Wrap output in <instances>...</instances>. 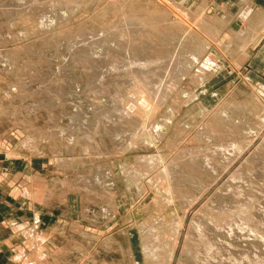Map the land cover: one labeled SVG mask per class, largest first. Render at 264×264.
Returning <instances> with one entry per match:
<instances>
[{
    "label": "rangeland",
    "instance_id": "rangeland-1",
    "mask_svg": "<svg viewBox=\"0 0 264 264\" xmlns=\"http://www.w3.org/2000/svg\"><path fill=\"white\" fill-rule=\"evenodd\" d=\"M222 4L0 0V264H264V23Z\"/></svg>",
    "mask_w": 264,
    "mask_h": 264
},
{
    "label": "bare ground",
    "instance_id": "bare-ground-1",
    "mask_svg": "<svg viewBox=\"0 0 264 264\" xmlns=\"http://www.w3.org/2000/svg\"><path fill=\"white\" fill-rule=\"evenodd\" d=\"M241 215V214H240ZM240 219H242V221L244 220V218H242L241 216H239ZM218 220H212V223L215 227H219L220 225V222L223 223L224 222V219H219L217 218ZM207 227L209 228L211 225L210 224H206ZM222 225V224H221ZM204 225L202 224H199L198 227L196 228L198 230V232L201 233V236L203 237H206V230L205 227H203ZM238 227V226H237ZM241 224H239V229L241 228ZM228 231V234L229 235H232L231 233L235 232V228L234 226H231L229 227V229L227 230ZM227 234V235H228ZM228 235V236H229ZM214 247L215 245H206L204 248H205V251L209 252V253H205L204 255H199V252H196V255H194V260L196 261L197 264H215V261L217 260L214 255L215 252L214 251ZM188 248H189V252H191L193 250V248H191L189 245H188ZM214 251L215 253L213 255H210V252ZM219 264H222V262L220 261Z\"/></svg>",
    "mask_w": 264,
    "mask_h": 264
},
{
    "label": "crops",
    "instance_id": "crops-1",
    "mask_svg": "<svg viewBox=\"0 0 264 264\" xmlns=\"http://www.w3.org/2000/svg\"><path fill=\"white\" fill-rule=\"evenodd\" d=\"M208 1L209 0H207V2ZM221 2L223 3L222 5L223 6L226 5V7L228 5L237 7V3L239 2V0H221ZM246 2H247L246 4L247 7L249 8V10L252 11V14L257 15V16L259 15V18L263 20V23H264V0H246ZM235 10L237 11V9ZM263 30H264V24H263Z\"/></svg>",
    "mask_w": 264,
    "mask_h": 264
}]
</instances>
